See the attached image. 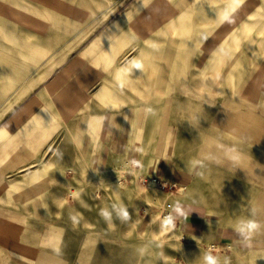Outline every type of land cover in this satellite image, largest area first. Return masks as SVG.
Segmentation results:
<instances>
[{"label": "rangeland", "instance_id": "rangeland-1", "mask_svg": "<svg viewBox=\"0 0 264 264\" xmlns=\"http://www.w3.org/2000/svg\"><path fill=\"white\" fill-rule=\"evenodd\" d=\"M99 1L69 58L82 59L132 1L137 46L149 52L123 55L120 107L95 97L110 71L85 59L44 95L62 114L57 130L37 149L15 142L23 147L0 163V264H203L209 253L264 264V0ZM10 100L0 125L22 104ZM218 144L238 145L241 161ZM7 147L3 133L1 157ZM250 219L260 229L249 248L236 228Z\"/></svg>", "mask_w": 264, "mask_h": 264}, {"label": "crops", "instance_id": "crops-1", "mask_svg": "<svg viewBox=\"0 0 264 264\" xmlns=\"http://www.w3.org/2000/svg\"><path fill=\"white\" fill-rule=\"evenodd\" d=\"M103 5L99 0H0V106L6 103L5 108L10 107L13 94L22 103L13 116L0 125V136L6 133L9 150L7 155L0 156V163L25 146L24 143L31 149L39 148L57 130V120L62 114L53 111L54 99L44 102V95H50L51 89L59 86L67 74L83 66V59L110 71V76L104 77V83L95 91V97L119 107L128 100L122 75L131 62L123 63L122 57L125 53L129 55L133 47L138 48L133 1L79 50L82 59L69 58L66 51L73 46L80 29H89ZM138 49L137 53L149 52L142 45ZM131 66L133 68L134 64ZM101 119L94 116L91 122L96 125ZM85 129L79 133L81 138L85 136ZM156 129L153 128L151 134ZM40 130L43 135L34 137ZM171 134L170 130L167 139ZM94 135L92 131L91 137ZM15 142L23 146L17 144L19 148H16ZM138 145L143 149L148 144L140 142ZM20 161L16 159V163Z\"/></svg>", "mask_w": 264, "mask_h": 264}, {"label": "clouds", "instance_id": "clouds-1", "mask_svg": "<svg viewBox=\"0 0 264 264\" xmlns=\"http://www.w3.org/2000/svg\"><path fill=\"white\" fill-rule=\"evenodd\" d=\"M136 68H140L141 64L140 63H136L135 64ZM148 111H151V109H148ZM219 148L224 150V156L225 159L232 162L233 164H237L241 161L242 157H243V153L240 151L239 146L236 144H232V145H223V144H218L217 145ZM132 164L135 167H141V163L137 160H133ZM199 175V173H198ZM115 207V205H114ZM175 211L180 215V216H187V214L183 211V207L182 205H180L179 203H177L175 206ZM100 215L106 220V221H111V214L108 212V210L102 209L100 212ZM119 216L123 219V220H127L129 218V213L127 211L126 208H124L123 206L120 207L119 209ZM73 220H75V217H71ZM174 217L169 215L167 217L164 218V227L167 228L169 226H174ZM260 229V225L254 221V220H247L245 222L240 223L239 225H237L236 231L245 237V241L244 246L246 247H252L251 245V239L252 236ZM141 253L144 252V249H140ZM203 264H219V258L211 253L205 255L203 257ZM224 264H228V259L225 258Z\"/></svg>", "mask_w": 264, "mask_h": 264}, {"label": "bare ground", "instance_id": "bare-ground-1", "mask_svg": "<svg viewBox=\"0 0 264 264\" xmlns=\"http://www.w3.org/2000/svg\"><path fill=\"white\" fill-rule=\"evenodd\" d=\"M256 27H257V25H256L255 23L252 24V23H249V22H245L244 25H243V29H244L245 31L253 30V29L256 28Z\"/></svg>", "mask_w": 264, "mask_h": 264}]
</instances>
